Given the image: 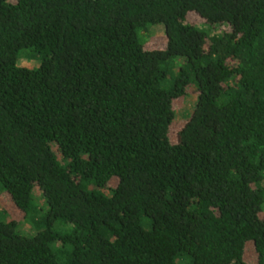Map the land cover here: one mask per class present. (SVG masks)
<instances>
[{
    "label": "trees",
    "instance_id": "trees-1",
    "mask_svg": "<svg viewBox=\"0 0 264 264\" xmlns=\"http://www.w3.org/2000/svg\"><path fill=\"white\" fill-rule=\"evenodd\" d=\"M2 194L0 264H264V0H0Z\"/></svg>",
    "mask_w": 264,
    "mask_h": 264
},
{
    "label": "rangeland",
    "instance_id": "rangeland-1",
    "mask_svg": "<svg viewBox=\"0 0 264 264\" xmlns=\"http://www.w3.org/2000/svg\"><path fill=\"white\" fill-rule=\"evenodd\" d=\"M196 19V18H195ZM150 33L152 35V38L149 39L150 41L149 45L153 46H163L165 41V26L164 24H153L149 27ZM196 101V95H188L185 98L179 99L177 103L175 104V108H177L178 114L175 123L172 126L171 130V138L175 139L178 130L183 126L184 124V115L188 114L192 108L194 107ZM35 197L38 204L43 205V199L41 196V192L39 190L35 191ZM0 209H4L8 211L10 217L14 218L19 223H25V214L21 209H18L12 200L6 195L2 194L0 195ZM27 228V226H25ZM246 259L249 262L254 261V247L253 245L249 244L247 246V252H246Z\"/></svg>",
    "mask_w": 264,
    "mask_h": 264
}]
</instances>
